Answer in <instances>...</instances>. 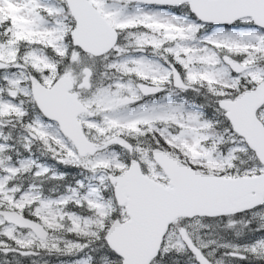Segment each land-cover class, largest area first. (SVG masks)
Returning a JSON list of instances; mask_svg holds the SVG:
<instances>
[{"label":"snow or ice","instance_id":"6c2138e0","mask_svg":"<svg viewBox=\"0 0 264 264\" xmlns=\"http://www.w3.org/2000/svg\"><path fill=\"white\" fill-rule=\"evenodd\" d=\"M0 264H264V0H0Z\"/></svg>","mask_w":264,"mask_h":264}]
</instances>
